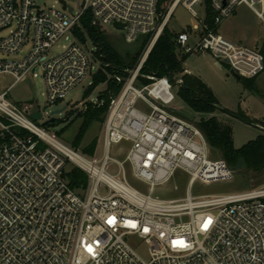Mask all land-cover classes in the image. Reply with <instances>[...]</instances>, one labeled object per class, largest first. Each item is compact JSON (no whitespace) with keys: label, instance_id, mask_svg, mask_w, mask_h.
Returning a JSON list of instances; mask_svg holds the SVG:
<instances>
[{"label":"built area","instance_id":"1","mask_svg":"<svg viewBox=\"0 0 264 264\" xmlns=\"http://www.w3.org/2000/svg\"><path fill=\"white\" fill-rule=\"evenodd\" d=\"M61 3L57 9L37 0H0V75L11 74L15 85L27 75L37 78L40 70L47 106L65 103L99 72L122 89L115 97L109 94L102 157L84 156L63 145L35 125L27 108L7 100L10 89L0 94V264H264V189L194 196L196 184L226 182L235 172L225 161L212 159L201 130L176 114L172 80L141 74L183 7L193 18H199L195 8L204 10L199 25L175 33L183 54H208L227 62L242 79L259 77L264 73V43L247 48L219 30L240 7L264 24V0ZM85 17L101 32L107 27L123 32L128 43L148 36L152 43L137 66L123 69L124 76L109 74L107 69L116 67L105 63L99 46L91 39L95 48H90L85 35L75 33ZM62 42L67 44L52 55ZM177 81L184 84L181 78ZM123 144L129 148L120 162L111 151ZM112 163L119 174L108 172ZM126 163L142 188L130 183ZM69 164L87 175V187L71 188ZM177 172L189 178L186 196L156 197V189ZM135 238L148 246V260L130 243Z\"/></svg>","mask_w":264,"mask_h":264},{"label":"rangeland","instance_id":"2","mask_svg":"<svg viewBox=\"0 0 264 264\" xmlns=\"http://www.w3.org/2000/svg\"><path fill=\"white\" fill-rule=\"evenodd\" d=\"M37 1L40 5H45L46 7L62 9L61 0ZM72 5L76 6L75 3ZM195 11L199 14V18H193L186 9L179 7L167 29L175 34L183 31L188 32L191 26L199 25L203 18L204 10L195 8ZM219 33L228 40L247 48H256L257 46H262L264 43V24L246 7L238 8L222 24ZM105 36L107 41L124 60L125 65L130 67H135L139 64L147 48L152 43L153 38L152 36L140 37L135 43H128L124 37V33L117 32L112 27H107ZM85 38L87 45L90 48H95L93 41L87 33H85ZM65 44L67 43L62 42L60 47H56L52 51V55H57L61 50V46ZM175 54L180 60L186 56L178 47L175 49ZM183 66L187 74L199 78L214 91L219 103V110L214 114L194 113L179 99L180 87L173 83V93L176 100L172 106L178 111L180 116H184L181 118L185 122L198 128L197 124L202 119L215 117L221 125L231 129L233 144L236 149H241L264 135V131L259 128L260 125H264V73L255 79L252 84L253 88H248L243 79L237 80L231 74L228 64L219 62L208 54L195 55L193 57L188 56ZM37 73V78L27 75L21 82L15 85H13L15 78L11 74L0 75V94L10 89L7 100L22 110L27 108V116L30 119L34 113H42V120H33V122L40 129H44L49 135H55L57 140L63 145L84 156L102 157L104 150L101 146V139L105 119L102 123H93L79 141L77 135L83 125L82 114L90 106H96L94 105L95 102L102 100V96H104L107 90V85H100L88 96V90L93 84V78L88 77L67 96L65 103L49 105V109L46 113H43V108L47 106L46 88L41 77V71L38 70ZM141 74L144 73L141 72ZM179 78L181 77L176 76L175 80ZM64 107L67 108L66 111L61 115H56L53 122H49L52 119L50 114ZM233 113L245 114L250 120L257 121L260 125L248 124L237 119L232 115ZM47 122L50 126L45 125ZM128 148L127 144L114 146L111 156L123 162L125 161ZM91 149H94L93 154H89ZM209 149L212 159L223 160L220 152L210 147ZM71 169L78 168L73 164H69L67 170ZM125 169L130 183L137 188H142V185L134 177L133 168L130 163L125 164ZM108 172L119 174L120 168L112 163L108 168ZM188 180L189 178L185 174L177 172L168 184L156 189L155 196L167 200L183 199L187 193ZM259 189H264V170L257 172L250 171L243 165L240 171L234 173L232 179L209 185L198 183L191 189V193L194 196H221ZM144 191L146 192L147 190L145 189ZM130 243L134 245L142 258L149 259L148 246L137 240V238L131 239Z\"/></svg>","mask_w":264,"mask_h":264},{"label":"trees","instance_id":"3","mask_svg":"<svg viewBox=\"0 0 264 264\" xmlns=\"http://www.w3.org/2000/svg\"><path fill=\"white\" fill-rule=\"evenodd\" d=\"M75 33L80 38H83L85 33H87L94 43L99 46V51L101 52L105 63L112 64L116 67H109L107 69L109 74L117 73L121 76L125 75L123 69L130 66L125 65L124 60L107 41L105 33L91 26V20L89 17H85L82 20L81 28L76 29ZM174 41L175 34L171 33L166 28L149 55L142 73L153 74L158 78L168 77L171 80L175 79L176 76L181 77L184 84L179 86V99L194 113L214 114L219 110V103L214 91L199 78L186 73L183 64L188 56H184L185 58L182 60L176 57V44ZM255 79L243 80L245 81V85L248 88H251ZM142 82L144 84L149 83L147 80ZM103 84L107 85V90L105 91L104 96H102L104 104L90 106L82 114L83 125L77 135L78 141L93 123H102L104 121L110 104L109 94L111 93V95L115 97L122 89V85H118L114 80H108L105 73L99 72L94 76L93 84L88 90V96H90L97 87ZM176 114L180 118L184 117L182 115L180 116L178 111ZM232 115L248 124L260 125L257 121L250 120L245 114L233 113ZM46 126L50 125L47 123ZM197 126L203 133L209 147L220 152L221 157L229 167L235 168L239 161L243 160V165L250 171L257 172L264 170V135L260 136L256 141H252L245 145L241 149H236L233 144L231 129L227 126L221 125L215 117L202 119ZM260 126L264 127V125ZM93 153L94 149H91L89 154ZM66 177L72 189H81L88 185L87 175L79 169H71L67 171Z\"/></svg>","mask_w":264,"mask_h":264},{"label":"water","instance_id":"4","mask_svg":"<svg viewBox=\"0 0 264 264\" xmlns=\"http://www.w3.org/2000/svg\"><path fill=\"white\" fill-rule=\"evenodd\" d=\"M70 11H72V10H70ZM115 27L117 28V29H119V30H123L124 29V26L123 25H120V24H116L115 25ZM227 63V62H226ZM231 74L237 79V80H242V78L238 75V74H236V73H234V72H231ZM172 82L173 83H175V84H177V80H175V79H172ZM185 88V87H184ZM186 89V88H185ZM49 109V106H45L44 108H43V113H46V111ZM66 107H64V108H62V109H60V110H56V111H54V112H52L51 114H50V117L52 118L49 122H53L54 121V117L56 116V115H61V114H63L65 111H66ZM42 118H43V114L42 113H34L32 116H31V119L32 120H34V121H40V120H42ZM48 123V122H47ZM46 123V124H47ZM45 124V125H46ZM261 130H263L264 131V128H261V127H259ZM242 167H243V160H240L239 161V163L237 164V166L235 167V168H233V171L234 172H238V171H240L241 169H242Z\"/></svg>","mask_w":264,"mask_h":264}]
</instances>
